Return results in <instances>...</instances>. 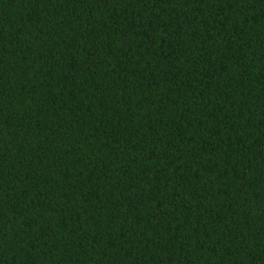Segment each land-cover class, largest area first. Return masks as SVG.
Masks as SVG:
<instances>
[{"label": "trees", "instance_id": "obj_1", "mask_svg": "<svg viewBox=\"0 0 264 264\" xmlns=\"http://www.w3.org/2000/svg\"><path fill=\"white\" fill-rule=\"evenodd\" d=\"M0 264H264V0H0Z\"/></svg>", "mask_w": 264, "mask_h": 264}]
</instances>
